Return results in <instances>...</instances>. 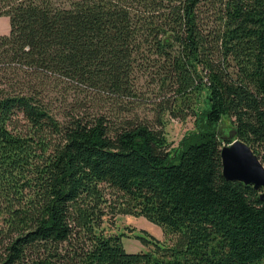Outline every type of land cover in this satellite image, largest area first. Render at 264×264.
I'll use <instances>...</instances> for the list:
<instances>
[{"label": "trees", "instance_id": "16d2710c", "mask_svg": "<svg viewBox=\"0 0 264 264\" xmlns=\"http://www.w3.org/2000/svg\"><path fill=\"white\" fill-rule=\"evenodd\" d=\"M0 15V264H264V199L224 178L218 130L264 164V0H0ZM142 86L201 126L168 149L134 110ZM108 213L172 241L139 230L149 248L128 252Z\"/></svg>", "mask_w": 264, "mask_h": 264}, {"label": "rangeland", "instance_id": "374dc122", "mask_svg": "<svg viewBox=\"0 0 264 264\" xmlns=\"http://www.w3.org/2000/svg\"><path fill=\"white\" fill-rule=\"evenodd\" d=\"M207 21L206 26H211ZM10 29L9 19L7 16L0 15V33L3 34ZM7 34V33H6ZM152 87L142 86L141 104L134 109L138 118L149 119L150 124L155 128H161L167 139V148H176L180 145L184 135L189 132H195L199 126L196 116L189 110L175 109L174 94L171 91L161 93L151 91ZM147 89V90H146ZM173 101V102H172ZM160 116L162 124L155 121ZM200 119H198L199 121ZM218 130L223 138L232 139L233 133L230 130L228 121H223L218 125ZM101 228L105 234L123 233V246L128 252H137L147 250L149 247L143 245L134 234L139 230H145L149 235L160 240L161 242L170 243L172 239L157 224L152 223L143 216H133L129 214H111L103 216Z\"/></svg>", "mask_w": 264, "mask_h": 264}, {"label": "water", "instance_id": "95a60500", "mask_svg": "<svg viewBox=\"0 0 264 264\" xmlns=\"http://www.w3.org/2000/svg\"><path fill=\"white\" fill-rule=\"evenodd\" d=\"M222 145L220 150L222 174L226 180L251 184L264 199V164L251 146L239 138Z\"/></svg>", "mask_w": 264, "mask_h": 264}, {"label": "crops", "instance_id": "0c3cea01", "mask_svg": "<svg viewBox=\"0 0 264 264\" xmlns=\"http://www.w3.org/2000/svg\"><path fill=\"white\" fill-rule=\"evenodd\" d=\"M10 30V29H9ZM9 30H7V32H5V33H3V34H6V33H8L9 32ZM1 34V33H0Z\"/></svg>", "mask_w": 264, "mask_h": 264}]
</instances>
